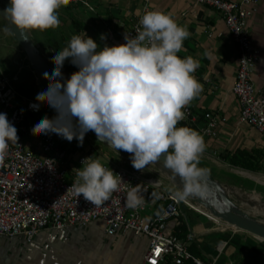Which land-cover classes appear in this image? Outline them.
Listing matches in <instances>:
<instances>
[{
  "label": "clouds",
  "instance_id": "1",
  "mask_svg": "<svg viewBox=\"0 0 264 264\" xmlns=\"http://www.w3.org/2000/svg\"><path fill=\"white\" fill-rule=\"evenodd\" d=\"M10 2L6 14L22 31L57 27L59 10L67 4V0ZM140 24L137 35L125 34L123 44L101 48L86 33V38L74 35L67 47L52 53L55 67L47 69L50 83L40 87L36 99L45 98L56 115L38 119L32 131L57 134L69 142L75 139L79 146L93 131L97 140L130 153L136 170L159 164L174 179L179 177L183 187L175 193L177 199L203 197L207 192L203 179L208 174L199 166L204 138L187 126H178L184 108L202 91L194 76L198 63L178 55L190 33L171 14L159 10L146 12ZM69 59L79 70L65 78L62 69ZM17 133L7 114L0 112V159L10 143H18ZM82 165L68 191L83 195L95 206L108 201L125 183L98 158H85ZM126 204L129 208L144 204L138 186L127 191Z\"/></svg>",
  "mask_w": 264,
  "mask_h": 264
},
{
  "label": "crops",
  "instance_id": "2",
  "mask_svg": "<svg viewBox=\"0 0 264 264\" xmlns=\"http://www.w3.org/2000/svg\"><path fill=\"white\" fill-rule=\"evenodd\" d=\"M228 1L239 3L244 0ZM102 3L96 10L98 13L92 18L85 13L77 14L75 10L79 12V5L75 8L62 6L59 10L60 23L57 27L48 29L49 35L46 34V38L43 37L39 41L41 49L54 53L61 51L68 46L74 35L86 38V33L96 40L101 48L105 44L115 45L114 42L122 40H119V36L113 35L111 22L108 21L109 14L122 25L120 28L124 25L128 28L131 20L146 9L171 14L172 18L190 33L178 55L181 58L191 57L198 63L194 76L202 85V91L186 106L193 110L196 121L182 122L178 126H187L204 138L206 148L201 155V161L210 168L225 169L227 166L222 156L241 157L243 153L252 158L254 165L264 166V138L254 127L241 122V106L232 92L238 71V49L222 15L212 8L195 5V0H102ZM102 26L107 29L106 32L101 30ZM248 27L254 45L261 52L254 67L253 81L256 91L264 95V0H261L257 13L249 19ZM109 31L111 37L108 36ZM102 35L105 39H101ZM0 63L5 71L9 69L12 74L17 73L24 65L18 50L11 63L2 61ZM62 70L66 73L64 76L70 78L72 73L79 69L71 64L69 59L65 61ZM28 73L29 70L25 66L18 87L28 85ZM36 85L40 83L36 81ZM37 101L44 105V109L39 116L31 118L32 126L45 115L49 118L56 115L45 98ZM207 113L219 119L217 138H208L202 134L206 122L204 116ZM38 134L39 132L34 134L36 142ZM59 140L68 149L67 168L70 173L83 166L79 163L81 158L92 156L93 159H100L104 166H120L111 159L112 156L116 158L119 154L100 143L89 132L85 136L83 146H79L75 139L71 142L63 138ZM118 159L121 161L122 156ZM163 184L165 187V183ZM166 190L174 193L168 185ZM156 207L154 201L149 203L151 214L155 213ZM187 207L195 212L183 209L184 215L190 217V234L193 235V242L202 252L203 258L208 261L216 259L217 264H264V241L246 232L229 231L224 227L227 224L211 216L209 218L189 205ZM175 225L176 222L170 223L167 232L172 233ZM74 228L42 232L30 244L20 238H17L20 239L17 243H8V239L0 238V264H145L149 250L147 237L133 234L111 237L106 234L102 222H94L78 230ZM238 232L240 235H237ZM62 233H65L63 237L66 244H61L60 239L59 241L55 239ZM47 238L52 239L51 245L46 241ZM73 239L84 240L87 246L83 245L84 242L82 245H75ZM222 244L225 247L219 253Z\"/></svg>",
  "mask_w": 264,
  "mask_h": 264
},
{
  "label": "built area",
  "instance_id": "3",
  "mask_svg": "<svg viewBox=\"0 0 264 264\" xmlns=\"http://www.w3.org/2000/svg\"><path fill=\"white\" fill-rule=\"evenodd\" d=\"M91 0H67L66 6L85 5L91 11L95 7ZM261 0H195V5L216 10L224 19L231 37L238 49V71L232 88L234 96L241 106L240 120L243 124L254 127L264 138V95L259 94L254 85L253 72L260 57V50L254 45L248 21L257 13ZM149 10L131 20V24L122 35L125 43L127 33L134 37L137 29H142L140 20ZM7 75L0 63V112L6 113L10 122L18 130V137L32 136L31 118L39 116L44 105L32 98L21 95L17 88L21 72ZM33 105H39L38 108ZM182 122H195L196 116L191 108H184ZM203 136L217 138L219 119L207 113L204 116ZM68 149L55 134H38V142L25 145L23 141L10 143L7 154L0 159V238L23 239L32 243L42 232L62 231L69 227H84L94 222H102L108 236L133 234L149 239V250L145 264H217V260L208 261L195 256L189 249L193 235L183 240L167 229L170 223L185 217L184 201L164 188L163 182L144 177L141 170H130L123 166L107 165L121 175L123 181L118 191L100 206L77 196L69 190L77 180L76 170L70 173L67 168ZM81 158L79 163L82 165ZM133 186H138L144 198V204L129 208L126 194ZM68 191V192H67ZM153 201L165 207L159 214L144 215L149 210L148 196L153 192ZM188 206V205H187ZM225 247H219V253Z\"/></svg>",
  "mask_w": 264,
  "mask_h": 264
},
{
  "label": "rangeland",
  "instance_id": "4",
  "mask_svg": "<svg viewBox=\"0 0 264 264\" xmlns=\"http://www.w3.org/2000/svg\"><path fill=\"white\" fill-rule=\"evenodd\" d=\"M94 7H95V11H91L89 8H87L85 5H71L72 8L75 7H79V12H77V10H75V12L77 14L79 13H85L86 16H89V18L95 17V14H97L98 12L96 10H98L99 5H102V0H91L90 2ZM73 15V13H72ZM110 18L108 19L109 22H111L112 28L111 31L113 33V35H117L119 36V40H122V36L121 33L123 35L124 31L126 30V26L124 25L122 28H120V26H122L121 24H118L116 22V19L114 18V16L112 14H109ZM112 15V16H111ZM79 17V16H78ZM3 26V27H2ZM65 26V24H64ZM7 30V31H6ZM101 30H103V32H106V28L104 26L101 27ZM117 31L121 32V33H117ZM8 32V33H7ZM32 33V38L35 41V43L37 44V46L39 47V49L41 50L43 56L45 58H47L50 61V64L53 66V68L55 67V62L53 61V55L52 53L54 52H47L43 49H41V45L39 43V41H41L43 39V37H45V35H49V31L48 29L45 31H39V30H31ZM108 36L111 37L110 31L108 32ZM46 38V37H45ZM16 50H18L21 58L23 59V62L25 61V65L29 70V80H27V84L28 85H24L22 88L18 87L17 84V88L20 91L21 95H25V96H29V97H33L34 99H36L37 94L40 90V87L43 85H36V81H38L40 83V81L38 80L37 75L34 73L33 68L30 66V63L27 60V57L25 55V53L23 52V50L21 49V47L19 46L18 42L15 39V36L13 35L12 31L9 29V27L6 25V23L4 22V20L0 17V61L5 62V63H11L12 59L16 57ZM24 70V69H23ZM7 75L11 76L12 72L8 69L5 72ZM23 73V71L21 72V74ZM21 80V78H20ZM21 82V81H20ZM32 84V85H31ZM30 85V86H29ZM27 96V97H28ZM37 100V99H36ZM42 100V98L40 99ZM31 122H33L31 120ZM34 131H32L33 133ZM36 132H34L32 134V136L30 137H21L19 138L20 141H23L25 143V145H34L36 144ZM57 137L58 135L55 134ZM59 139H61L60 137H58ZM58 139V140H59ZM18 140V141H19ZM61 141V140H59ZM111 150V149H110ZM113 152V151H111ZM119 156L116 157L117 159L120 158V156H122L121 161L118 159H116L115 157H111L112 161L115 163V161L117 163L120 164V166L126 167L130 170H134L136 171V169L132 166L131 163V154L123 151L118 153ZM226 164V168L225 169H218V168H210L208 165L202 163L201 158H200V164L199 166L202 168H205L208 170V176L217 181L218 183L228 186V187H233L235 189L240 190L242 193H245L248 197L251 198V200L256 201L257 202V207L256 208H251L247 205H242L241 203L237 202L239 204V206L242 207V209L245 212H248L252 215L255 214L253 216L254 219L258 220V221H262L264 222V185L254 181V180H250L248 178L242 177L238 174H236L237 171H244V172H248L258 178H262L264 179V166H256V168H258L256 170V172H252V171H247L238 167H234L232 165H230L229 162H225ZM144 174V177L149 178V179H158V180H162L163 183H165V189H166V185L170 186V189L173 190L174 194L180 190H177V188L175 187V185L165 176L164 173H162L157 167L154 166H149L147 168H145L144 170H141ZM161 172V173H160ZM253 197V198H252ZM190 198V197H189ZM186 199L183 200L187 205H189L190 207H192L193 209L198 210L199 212H202L204 214L207 215V213L199 206L193 204L191 202V199ZM255 199V200H254ZM232 200H234L236 202V199L233 197ZM259 200V201H258ZM187 205H183V209H187L189 210L188 212H193L191 209H189L187 207ZM195 213V212H193ZM150 212L146 213L144 215V217L149 218L150 217ZM224 227H227L228 230L230 231H234L235 229L230 227L229 225H225ZM80 227H75L74 229L78 230ZM82 228V227H81ZM237 231V230H236ZM242 234V233H241ZM245 234V233H243ZM237 235H240V232H238ZM60 237L55 238L57 241L62 240V242H60L61 244H66V239L65 237V233L59 234ZM74 238V237H73ZM9 240V239H8ZM7 240V241H8ZM18 240L20 239H12L9 240L8 243H17ZM75 241V245H82L81 243L84 242V240L81 239H73ZM48 242L49 245H51L52 243V239L47 238L46 240ZM261 241H263L261 239ZM83 245L87 246V242H84ZM139 248V247H138Z\"/></svg>",
  "mask_w": 264,
  "mask_h": 264
},
{
  "label": "water",
  "instance_id": "5",
  "mask_svg": "<svg viewBox=\"0 0 264 264\" xmlns=\"http://www.w3.org/2000/svg\"><path fill=\"white\" fill-rule=\"evenodd\" d=\"M11 7L10 0H0V17L5 21L7 26L13 32L16 41L25 53L30 66L33 68L34 73L37 75L41 85H48L50 83L49 76L50 72L47 70L53 66L50 61L45 58L32 38L31 31H22L12 24L11 18L6 14V9ZM66 78V77H65ZM96 140L97 136L95 132H89ZM116 153L123 152V150L117 151L107 143L98 140ZM157 167L165 176L175 185L177 190H181L183 182L179 177L174 179L168 172L169 170L164 169L162 165L152 164ZM203 183L206 185L207 191H209L203 197H192L191 202L201 207L207 215L222 223H225L237 231L246 232L259 240L264 241V222L258 221L253 216L248 215L239 203L247 205L251 208L257 207V202L251 200L245 193L241 192V197L229 193V190H235L233 187H228L218 183L206 175L203 179ZM236 199V202L232 198Z\"/></svg>",
  "mask_w": 264,
  "mask_h": 264
},
{
  "label": "trees",
  "instance_id": "6",
  "mask_svg": "<svg viewBox=\"0 0 264 264\" xmlns=\"http://www.w3.org/2000/svg\"><path fill=\"white\" fill-rule=\"evenodd\" d=\"M223 159V161L225 162H229L230 165L234 166V167H238L247 171H252V172H256V170L258 168H256V166L252 163V158L248 155V154H241V157H237L236 155H234L233 157L224 155L221 157ZM156 195V192L153 191L149 196H148V202L151 203L154 199ZM164 205H160L158 204L156 207V211L155 214H159L161 212V210L164 208ZM190 217L189 215H185V217H181L178 222L176 223L172 234L183 239L186 240L188 235L190 234ZM189 249L190 251L197 257H202V252L199 250L198 246L196 245V243H194L193 241L190 242L189 245ZM185 264H193L192 262H187Z\"/></svg>",
  "mask_w": 264,
  "mask_h": 264
},
{
  "label": "bare ground",
  "instance_id": "7",
  "mask_svg": "<svg viewBox=\"0 0 264 264\" xmlns=\"http://www.w3.org/2000/svg\"><path fill=\"white\" fill-rule=\"evenodd\" d=\"M5 22V21H4ZM7 25V24H6ZM9 27V26H8ZM10 29V28H9ZM11 30V29H10ZM13 33V32H12ZM63 71V70H62ZM66 73H64V75H65ZM236 174H238V175H240V176H242V177H245V178H248V179H251V180H254V181H256V182H258V183H260V184H262V185H264V179H262V178H258V177H256V176H254V175H252V174H250V173H248V172H244V171H237L236 172ZM209 191H207L206 193L207 194H209L208 193ZM229 193H231V194H233V195H237V196H239V197H241L242 195H241V191L240 190H238V189H235V190H229ZM192 197H190L189 199H191ZM250 198V197H249ZM253 198V197H252ZM255 200V199H254ZM259 201V200H258ZM259 204V203H258ZM248 215H251L250 213H248ZM255 214H253L252 213V215L251 216H254ZM264 218V217H263ZM231 227V226H230ZM236 230V229H235Z\"/></svg>",
  "mask_w": 264,
  "mask_h": 264
}]
</instances>
